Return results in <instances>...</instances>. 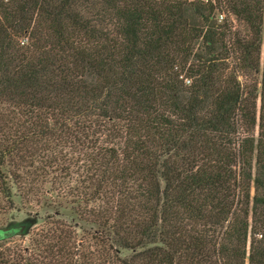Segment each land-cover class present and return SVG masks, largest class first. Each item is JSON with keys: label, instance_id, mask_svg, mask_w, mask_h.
Returning <instances> with one entry per match:
<instances>
[{"label": "trees", "instance_id": "obj_1", "mask_svg": "<svg viewBox=\"0 0 264 264\" xmlns=\"http://www.w3.org/2000/svg\"><path fill=\"white\" fill-rule=\"evenodd\" d=\"M2 106L0 169L76 143L101 201L17 264H264V0H0Z\"/></svg>", "mask_w": 264, "mask_h": 264}, {"label": "rangeland", "instance_id": "obj_2", "mask_svg": "<svg viewBox=\"0 0 264 264\" xmlns=\"http://www.w3.org/2000/svg\"><path fill=\"white\" fill-rule=\"evenodd\" d=\"M226 15L218 11L215 18L220 22ZM227 17L233 19L230 15ZM232 22L234 28L242 29L235 20ZM0 114L4 116L3 122L9 116L11 125L19 124L22 119L16 107L2 106ZM3 142L4 138L0 137V148ZM83 150L76 143L44 141L24 149L21 156L10 154L2 160L0 182L10 190L7 194L0 188V232L5 230L6 233L0 237L3 257L17 264L20 256L35 252L33 249L39 246L40 234L49 233L55 222L66 226V233L70 235L69 248L78 252L95 249L93 236L101 228L83 213L85 206L96 207L101 201L85 204L78 199L86 186ZM23 223L28 226L20 233L23 228L19 224ZM122 253L128 254L127 251Z\"/></svg>", "mask_w": 264, "mask_h": 264}, {"label": "built area", "instance_id": "obj_3", "mask_svg": "<svg viewBox=\"0 0 264 264\" xmlns=\"http://www.w3.org/2000/svg\"><path fill=\"white\" fill-rule=\"evenodd\" d=\"M203 2H214L215 0H201Z\"/></svg>", "mask_w": 264, "mask_h": 264}]
</instances>
